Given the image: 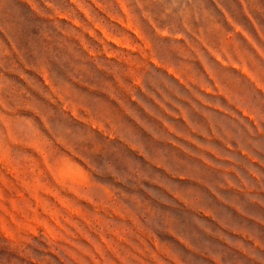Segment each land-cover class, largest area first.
Segmentation results:
<instances>
[{"label":"rangeland","instance_id":"1","mask_svg":"<svg viewBox=\"0 0 264 264\" xmlns=\"http://www.w3.org/2000/svg\"><path fill=\"white\" fill-rule=\"evenodd\" d=\"M0 264H264V0H0Z\"/></svg>","mask_w":264,"mask_h":264}]
</instances>
